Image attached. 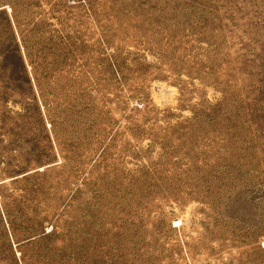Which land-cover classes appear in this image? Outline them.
Masks as SVG:
<instances>
[{
    "label": "rangeland",
    "instance_id": "374dc122",
    "mask_svg": "<svg viewBox=\"0 0 264 264\" xmlns=\"http://www.w3.org/2000/svg\"><path fill=\"white\" fill-rule=\"evenodd\" d=\"M0 264H264V0H0Z\"/></svg>",
    "mask_w": 264,
    "mask_h": 264
},
{
    "label": "trees",
    "instance_id": "16d2710c",
    "mask_svg": "<svg viewBox=\"0 0 264 264\" xmlns=\"http://www.w3.org/2000/svg\"><path fill=\"white\" fill-rule=\"evenodd\" d=\"M11 42H12V45L9 46L8 59L10 60L12 56L15 58V61H16L17 65H18L17 69L21 73V77H22L21 79H23L25 81V83H28L29 79H28V77H27V75L25 73V66H24V63H23V57H25V56L27 57V55L26 54H23V55L20 54L19 45L17 43H15V39L14 38H12ZM21 49L24 50V47L22 46ZM18 81L20 82V80H18ZM1 215H2V218L4 220L5 213L3 211H1ZM5 223H6V225H8L7 221ZM22 232H24V234L15 243L24 244V243L29 242L30 239L34 237V236H31L32 233L30 231V227H27L26 229H22ZM9 237L12 239L11 234L9 235Z\"/></svg>",
    "mask_w": 264,
    "mask_h": 264
}]
</instances>
